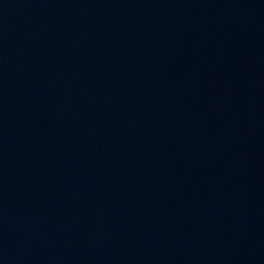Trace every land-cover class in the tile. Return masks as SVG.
<instances>
[{"label":"water","instance_id":"1","mask_svg":"<svg viewBox=\"0 0 264 264\" xmlns=\"http://www.w3.org/2000/svg\"><path fill=\"white\" fill-rule=\"evenodd\" d=\"M0 264H264V0H0Z\"/></svg>","mask_w":264,"mask_h":264}]
</instances>
